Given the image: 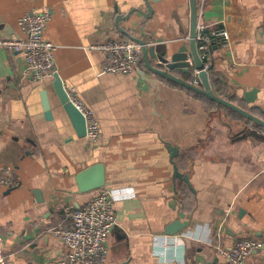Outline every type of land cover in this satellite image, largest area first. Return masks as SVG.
<instances>
[{
	"label": "crops",
	"instance_id": "1",
	"mask_svg": "<svg viewBox=\"0 0 264 264\" xmlns=\"http://www.w3.org/2000/svg\"><path fill=\"white\" fill-rule=\"evenodd\" d=\"M150 3L151 14L145 0H0L1 39L24 37L25 14L51 11L44 37L57 46L58 75L101 128L94 143L80 137L55 79L24 80L23 56L0 48V179L16 183L0 185V264H57L67 255L53 230L71 226L65 207H82L99 190L82 193L77 183L95 164L105 167L104 188L120 196L106 264H230L220 251L243 238L263 243L243 264H264V128L154 74L144 58L133 76L105 74L106 55L88 49L141 39L152 49L151 67L191 83L194 67L167 68L190 49L191 0ZM196 6L197 27L229 35L212 45L213 93L264 121V0ZM135 9L146 16L119 22ZM178 221L184 227L169 235Z\"/></svg>",
	"mask_w": 264,
	"mask_h": 264
},
{
	"label": "built area",
	"instance_id": "2",
	"mask_svg": "<svg viewBox=\"0 0 264 264\" xmlns=\"http://www.w3.org/2000/svg\"><path fill=\"white\" fill-rule=\"evenodd\" d=\"M51 19L52 13L48 9L27 13L18 21L23 38L17 36L0 38V48L23 56V78L26 81L42 83L47 79H54L58 74L55 61L57 46L44 37ZM206 28L204 25H198L195 40L199 57L204 62L205 71L208 72L211 67L209 61L213 43L217 40L227 43L229 35L226 30L207 32ZM88 49L106 55L107 63L103 68L105 74L133 76L143 58L142 46L135 40L96 44ZM200 72H195L192 85L202 84ZM65 91L69 102L85 118L87 140L91 143L98 141L101 128L95 112L83 102L76 90L65 88ZM259 133L264 136V129H261ZM0 185L11 188L15 187L16 183L11 179H0ZM118 195L114 190L101 188L84 206L64 208L65 216L72 222L69 228L53 230L67 248V255L57 264L107 263L109 237L118 225L115 217V204L120 197ZM261 247L263 243L257 239L243 238L236 241L232 248L222 249L220 254L230 264H243L254 251Z\"/></svg>",
	"mask_w": 264,
	"mask_h": 264
},
{
	"label": "water",
	"instance_id": "3",
	"mask_svg": "<svg viewBox=\"0 0 264 264\" xmlns=\"http://www.w3.org/2000/svg\"><path fill=\"white\" fill-rule=\"evenodd\" d=\"M146 4L148 5L149 9V14L153 12V7L152 4L150 3V0H145ZM191 6H192V20H191V36H190V49H188L186 46H183L175 56L172 58V64H168L169 70H172L174 68H179L183 70L184 72L191 74V68L194 67L196 70L201 71L200 72V78L203 83V88L196 87L192 85V83H189L187 81L178 79L174 77L170 72L163 70V69H158V68H153L151 67L148 59L149 53H152V49L148 48L145 41L141 39H133L136 42H138L143 49V58L146 63V66L153 72L154 74L167 78L169 80H172L190 90H193L199 94H202L206 96L207 98H210L219 104L226 106L233 111L239 113L243 117L247 118L248 120L253 121L257 125L261 126L264 128V121L260 120L259 118L255 117L248 111L242 109L241 107L225 100L222 99L218 96H216L213 93V90L210 85V80H209V75L208 72L205 71L204 69V62L200 59L197 46H196V29H197V6H196V0H191ZM135 13H141L142 15L146 16L144 12H142L140 9H135L132 10L126 17L119 18V22L121 21H126L130 18L131 15ZM119 25V23H118ZM121 32L124 34H127L124 30L121 29ZM131 37V35H130ZM140 76L144 78L146 82L151 84L152 86H157L156 88L159 89V83L157 80H151L148 78H145L144 72L140 71ZM55 82L54 85L58 91V94L62 100V103L64 105L65 110L67 111L68 115L70 116L72 122L74 123V126L77 130V133L80 137H85L86 136V121L85 118L82 116V114L77 110V108L69 102L68 95L65 91V87L63 85V82L60 78V76L57 74L54 77ZM43 97V105H44V110L46 113L47 119H52L53 114L51 110V105L49 101V97L47 95V92L44 91L42 94ZM256 135V134H254ZM187 182H189L188 177H184ZM77 183L80 192L82 193H88L97 189L104 188L106 185V175H105V167L103 164H95L86 170L81 171L77 175ZM184 225L181 222H176L175 224H172L170 228L167 230V233L169 235H174L178 233L180 230L179 228H183Z\"/></svg>",
	"mask_w": 264,
	"mask_h": 264
},
{
	"label": "trees",
	"instance_id": "4",
	"mask_svg": "<svg viewBox=\"0 0 264 264\" xmlns=\"http://www.w3.org/2000/svg\"><path fill=\"white\" fill-rule=\"evenodd\" d=\"M141 64H143V59H142V61H141ZM211 71H212V70L210 69L209 72H211ZM237 114H239V113H237ZM241 117H242V116H241Z\"/></svg>",
	"mask_w": 264,
	"mask_h": 264
}]
</instances>
